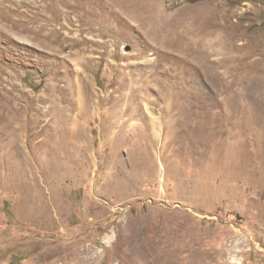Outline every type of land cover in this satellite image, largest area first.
I'll use <instances>...</instances> for the list:
<instances>
[{"label":"rangeland","instance_id":"obj_1","mask_svg":"<svg viewBox=\"0 0 264 264\" xmlns=\"http://www.w3.org/2000/svg\"><path fill=\"white\" fill-rule=\"evenodd\" d=\"M169 261L264 264V0H0V264Z\"/></svg>","mask_w":264,"mask_h":264},{"label":"bare ground","instance_id":"obj_2","mask_svg":"<svg viewBox=\"0 0 264 264\" xmlns=\"http://www.w3.org/2000/svg\"><path fill=\"white\" fill-rule=\"evenodd\" d=\"M152 1V0H151ZM149 2V1H148ZM154 6H151V7H146V8H140L139 10H141V11H139L141 14V16L144 18V19H147V20H152V18H153V16H152V12H153V10H154ZM138 16V15H137ZM166 253V252H165ZM162 254H163V251H159L158 253H157V260L159 259V258H161L162 257ZM172 263V261H169V263L168 264H171Z\"/></svg>","mask_w":264,"mask_h":264}]
</instances>
